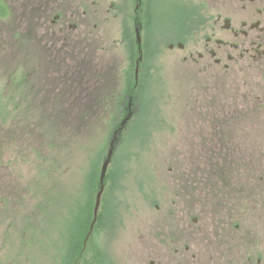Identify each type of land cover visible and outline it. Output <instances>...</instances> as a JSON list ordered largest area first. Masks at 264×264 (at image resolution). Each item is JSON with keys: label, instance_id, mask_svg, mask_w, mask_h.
I'll use <instances>...</instances> for the list:
<instances>
[{"label": "flooded vegetation", "instance_id": "obj_1", "mask_svg": "<svg viewBox=\"0 0 264 264\" xmlns=\"http://www.w3.org/2000/svg\"><path fill=\"white\" fill-rule=\"evenodd\" d=\"M1 1L8 4L7 0ZM15 1L14 5H6V15L10 18L14 13L13 21L19 29L9 28L12 24L6 26L1 19L0 25L7 28L8 34L19 37V45L23 44L22 38H29V43L47 51L51 60L43 65H54L60 60L62 66L68 67L74 61L69 60L67 65L60 58L61 52L88 53L89 48L94 49L89 44L99 43L104 61L95 59L92 63L93 57L85 55L74 67L75 72L81 69L89 74L84 77L87 88L81 89L80 96L74 90L77 94L72 96L84 101L80 115L95 112L93 115L133 118L137 111L135 101L147 96L148 87L143 83L151 75L145 54L161 47L179 52L180 63L194 74L196 84L217 88L216 92L210 89L195 100L197 116L205 111L208 117L206 135L198 144L211 149L209 165L213 172L201 176L179 173L173 179L175 189L168 204L159 200L149 226L145 222L134 223L129 243L118 248L123 257L126 252V263L264 264V0H132V12H128L126 0L93 1L91 10L85 0ZM159 1L166 5L161 16L171 17L168 24L154 13ZM17 21L21 23L17 25ZM162 21L176 26L172 30L174 36L168 35L163 42L158 37L166 36L168 30L160 25ZM109 24L116 27L114 34L108 31ZM118 51L127 52L122 59L129 64L115 62ZM232 80L241 86L230 93ZM120 85L124 87L120 89ZM113 87L116 89H110ZM57 88L60 90L55 93ZM48 90L62 95V101L70 97V89L62 94L60 85ZM108 102L113 107L108 108ZM217 113L229 121L234 117L239 131H234L235 123L215 124ZM118 124L113 127L120 128ZM246 124L253 127L248 135ZM237 146L255 148L257 174L249 176L229 169L230 164H240L230 156V148ZM217 165L225 172H214ZM246 180H254L255 186L231 189L228 183ZM101 208L95 227L106 219ZM110 208L111 205L105 210ZM200 213L207 215L204 224L200 223ZM107 216L108 220L114 217ZM101 247L96 246V254ZM98 256V263L105 264L103 250ZM116 263L120 264L118 260Z\"/></svg>", "mask_w": 264, "mask_h": 264}, {"label": "rangeland", "instance_id": "obj_2", "mask_svg": "<svg viewBox=\"0 0 264 264\" xmlns=\"http://www.w3.org/2000/svg\"><path fill=\"white\" fill-rule=\"evenodd\" d=\"M85 1L91 10L92 2L97 0ZM126 1L129 7L128 12H132L134 6L131 5L132 0ZM7 3L14 5V0H7ZM165 6V3L159 1L155 5L154 13H156L157 19L163 18L167 23L171 17L161 16ZM190 7L194 8V6ZM164 21L160 25H165L164 28L168 31L166 32V36L162 33L163 36L158 37V40L162 42L165 41V37L167 39L168 35L174 34L172 30L176 27L174 23L170 27ZM20 23L21 21H17V25ZM160 25L157 24L158 28ZM169 27L171 29H168ZM3 28V25H0V95H5L6 93L10 74L17 75L19 79L22 78L19 87L23 83H27L24 86L25 88L31 89L33 86L37 87L34 91L35 94H30L31 96H35L32 97L34 98L32 104L35 98H39L42 90L52 87L49 85V82L57 86L64 81L65 85L70 89V97L67 100V103L70 105V107H67L70 110L69 117L71 120L75 119L76 121L78 117L82 119L87 116L80 115L83 114L81 109L84 101L80 97L79 99L71 97L77 94L74 90L80 96L81 89L87 88L85 80L79 79L80 82L76 81L74 67L85 55H89V59L93 57L91 59L92 63H95V59L99 62L102 59L104 61L105 57L100 50L99 43L97 42L98 46L88 43L91 47H94V49L89 48L90 52L88 53L82 51L73 53L61 52L60 58L64 59L67 65H69V60L74 62L61 70L60 76L54 74L45 83L41 82V77L45 74L46 78V72H43L39 68L47 69V67H50L51 69H56L58 63L43 65L42 61L47 59L44 62H49L51 57H49L47 51L35 47V44L29 43L28 48L22 47L19 43L13 46L15 39L11 34H8V30H5L7 28ZM10 28L19 29V27L15 26L14 21ZM22 28L25 27L22 26ZM108 31L114 34L116 27L109 24ZM14 50L16 53H14ZM12 51L13 55L11 54ZM126 54L127 52L118 51L115 62L118 63L119 60L121 64L122 58H125ZM179 59V52L177 50L169 51L167 47H163V49L161 47L159 51L153 49L148 55L145 54L146 66L149 63L151 74L150 80L148 82L145 80L143 83L148 87L146 91L147 96L143 100L145 103L142 100L135 101L137 111L133 115V118L130 119L129 125L124 128L125 131L117 147L116 158L110 167L113 175L106 182V189L102 198L103 209H101L102 215L105 214L103 217L104 219L106 218L105 222L101 225L98 223L87 240L85 238L88 232L86 233L82 242L83 250L79 255L80 260L78 264H99L98 255L102 250L105 264H117V260L120 264H127L126 252L124 251L123 257L119 254L118 248L122 244H125L126 247L127 243H129L132 236V230L130 229L134 223L142 224L145 222V226H149V221L152 220L158 210L156 205H158L159 200L162 203L168 204L175 189L173 179L179 173L194 172L198 176H201L202 174L213 172L212 167L209 165L212 157L211 149L207 147L203 148L198 144V140L206 135L204 132L208 129V117H206L205 111L202 112L201 116H197V109L195 108V100L201 98L199 95L209 92L212 88L207 89L205 86L196 84L194 74L190 73L180 63ZM123 63L127 62L123 61ZM21 67L22 70H20ZM36 69L39 70L38 73L35 72L30 75L31 71ZM82 82L83 84L81 85ZM107 86H111V81ZM230 86L231 89L229 91L233 93L241 85L237 81L234 82L232 80ZM121 87L123 88L124 85L119 86L120 89ZM110 89L114 90L116 87ZM59 90L60 88H57L55 93L59 92ZM14 91L6 93V96L10 97L16 92L19 96H16L15 102L21 103V97L27 96L26 94L23 96V93L20 91ZM216 91L217 88L210 90V92ZM218 92L224 91L218 90ZM46 96L50 98L51 95L48 94ZM4 101L7 103L8 110L18 107L15 105V102L8 104L6 99ZM21 107L25 111L28 104L26 102L22 103ZM91 107L95 108L94 106ZM94 113H91L89 116L92 117L85 122H83V119L77 121L79 136L68 140L70 143V154L68 153L67 156H64L63 151L61 153L59 149L53 148L52 144L54 145L56 138H51L49 124L48 131H44L47 122L42 121L41 116L24 119L23 123L18 125L17 129L20 132L19 134L16 132L17 138L16 136L13 138V134L10 131L14 129L15 120L7 116H0L1 133L4 131L0 139L1 146L3 147L0 154V182L1 184H6L5 189L8 186H13L10 189V196L14 200L13 208H11V205L9 206L11 211L6 208L5 210L7 211H0V264L62 263V258L66 251L65 246L68 243L71 232L76 231V219L74 222L73 219L75 216L84 215L86 212L87 206L85 202L87 196L95 204L97 189L94 192L92 189L84 191L81 187L85 183L83 182L86 177L85 171L90 168L91 162L94 161L93 157L96 158L94 148H98V138L99 141L102 139L107 140L108 133L113 132V126L110 124L104 125L103 118H101L109 116H106V114L93 115ZM234 119L233 117L232 121H229L228 117H224L222 113H217L214 116L215 124L225 123L231 126L230 123H235L233 129L234 131H239L240 126L237 120ZM60 128L66 129L67 126L63 125ZM250 128L253 127H249V124H246L247 135ZM50 129L55 132L57 127L51 125ZM66 132H68V129H66ZM59 136L61 137V134ZM57 141L60 145L65 143V139ZM193 141H195L194 145L192 144ZM212 150L216 149L212 148ZM218 151L216 150V152ZM230 151L231 158L237 160L236 162H240L237 166L235 165L236 163H226L231 165L229 169H236L232 172H242V174L246 173L249 176L257 174L259 161H257L258 155L255 148H241L237 146L231 147ZM67 158L69 159L67 160ZM56 162L68 163L70 167V171H68L69 176H62L61 169L58 171L52 169V163ZM42 170L53 171L51 172V178L48 175V180L41 181ZM220 171L225 172V169L217 165L214 172ZM53 177H58L59 180L54 179L51 182ZM73 180H77L81 184L79 189L76 185L73 188L70 186V190L68 189L69 181L71 183L74 182ZM228 183L231 189H238L242 185L248 189L255 186L254 180L239 181L238 183L231 181ZM215 184L218 183L216 182ZM38 185L41 187V190L38 189ZM49 189L52 190L51 198L54 201L52 207L47 202V193H44V191H48ZM67 196L68 198H66ZM74 200L76 201L75 205ZM109 205H111V208L109 211H106L105 208ZM46 211L53 222L51 231L55 230L56 233L53 236L54 240L51 236L50 243L47 242L48 225L41 227L42 229H47L46 232L38 229L41 224L37 220V217H39L40 213H47ZM107 214L109 216L113 214L114 217H110V220H108ZM92 216L93 208L91 211ZM183 216L186 217V213H183ZM199 218L201 219V224L207 221L206 214L202 215L200 213ZM98 244L99 247H102L101 249L98 248V253L96 254V246ZM109 254H111L112 259ZM27 255L29 262L25 258Z\"/></svg>", "mask_w": 264, "mask_h": 264}, {"label": "trees", "instance_id": "obj_3", "mask_svg": "<svg viewBox=\"0 0 264 264\" xmlns=\"http://www.w3.org/2000/svg\"><path fill=\"white\" fill-rule=\"evenodd\" d=\"M3 3H4L3 1L0 2V17H1L0 19L4 18V20H5V19H7L9 12L7 13V11H8L7 6L5 3L4 4ZM6 13L8 15H6ZM10 18H12V15L10 16ZM12 22H13V18L11 21L9 20V21L5 22L4 24L6 26H10L12 24ZM14 53H16V52H14ZM11 54L13 55V51L11 52ZM42 62H44V61H42ZM54 63H58L56 69H54V68L51 69L50 67H47V69L39 68L43 72H46V78H45V74L42 75L41 82H45L46 80L49 81L53 77L54 74L60 76L61 70H63L65 67L61 65L60 60L55 61ZM20 70H22V67L20 68ZM38 71H39L38 69L31 71L30 75L34 74L35 72L38 73ZM88 76H89V74L86 71L79 69L76 72V81L80 82L79 79L84 81L85 80L84 77H88ZM9 80H10L9 83H7L6 93H10L12 90H15L17 92L20 91L21 93H23L22 94L23 96L25 94L27 95L24 98L21 97V99H22L21 103L15 102V100L17 99L16 96H19L15 91H14L15 93H13L10 97L6 96V93H5V95H0V116H4V117L7 116V117L13 118L15 120V122H14L15 126L13 127L14 129L10 130L11 133L13 134V138H15V136L17 138V136H18L17 133L19 134V132H20L17 129L18 125L22 124L24 119L36 118V116H38V117L41 116L42 121L47 122V126L45 127L44 131H46V130L48 131V124H49V132L51 134V138H53V137L56 138V140L54 141V145L52 144L53 148L59 149V152H61V153L63 151L64 156H67L68 153L70 154V143L68 142V140L70 138L73 139L76 136H79L78 135L79 132L77 129L78 128L77 121H79V120L81 121L83 119V122H85L86 120H89L92 116H89L90 115L89 114V115L83 117L82 119L78 117V119L76 121H75V119L71 120V118L69 117L70 110L67 109V107H70V105L67 103L66 100L62 101L61 98H59L62 95H56L53 91L48 90V89H45L46 91L42 90L39 98H35V101L32 104V101L34 99L32 97H35V96H31L30 94H35L34 91L36 90L37 87L33 86V87H31V89H29L28 87L25 88L24 86L27 83H23V85H20V87H19V84L21 83L22 78L19 79L17 77V75L10 74ZM16 80H20V81L16 82ZM59 84L61 86V92H62V94H64V91L67 90L68 87L65 85L64 81L62 83H59ZM82 84H83V82L81 83V85ZM49 85H51L52 87H56L51 82H49ZM24 91H26V92H24ZM48 94L51 95L50 98H48L46 96ZM3 98L6 99L8 104H12L15 102L16 103L15 105H17L18 107H15L13 110H8L7 109V103L4 101ZM25 102L28 104V107L25 108L26 110L24 111L22 109L21 105H22V103H25ZM19 104H20V106H19ZM107 105H108V108L111 106V104H109V102L107 103ZM91 106H93V105H91ZM44 115H46V116H44ZM101 118H103L102 120H103L104 125L110 124L111 126L112 125L114 126L118 122L120 123V120L123 119L122 117L116 116V115H112V116L106 117V118H104V117H101ZM51 125H55L57 127V130H55V132L50 129ZM63 125L67 126L66 129H68V132H66V129L60 128V126L63 127ZM1 126L2 125L0 124V139L2 138V133L4 132L3 131L1 133V131H2ZM60 134H61V137L59 136ZM111 135H112V133H108L107 140L105 139L106 141L104 139L99 141V138H98V142H99L98 148H94V151H96V159L93 162H91L90 168H88V170L85 171L86 172L85 173V175H86L85 179L86 180L85 179L83 180V182H85V183L83 185H81L79 182H77V180H73L74 182L70 183V181H71V179H70L69 184H68L69 190H70V186H71V188H73L74 185H76L78 189H79V186L81 185V187L84 189V191H86L87 189H92L94 192L95 189L98 188V186H99V181H98V179H99V177H98L99 167H100L101 161L105 155L106 146H107L108 140L110 139ZM62 139H65V143H62L60 145L57 140H62ZM0 146H1V143H0ZM2 150H3V147L1 146L0 147V154H1ZM68 159L69 158H67V160ZM65 163H61V162L52 163V169H54L55 171H58L61 169L62 176H64V175L69 176L68 171H70V167L68 166V163H66V165H65ZM82 168H81V171H82ZM46 172H48V171L42 170V174L40 176L41 181L48 180L49 179L48 175H50V178H51V175H52L51 172H53V171L49 170L48 173H46ZM40 173H41V171H40ZM71 175H76V174H71ZM112 175H113L112 171L109 170L108 175H107V180L109 178H111ZM54 179L59 180L58 177H56V178L53 177V179H51V182L54 181ZM107 180H106V182H107ZM5 185L6 184H1V182H0V211L1 210L11 211L9 206L11 205V208H13L14 200L10 196V194H11L10 189H12L13 186L9 187L7 185L8 187H7V189H5ZM38 189L41 190V187H39V185H38ZM51 191L52 190L49 189L48 191H44V193H47L46 194L47 202L50 203L51 207H52V204L54 203V201L51 198L52 197ZM87 195H88V193H87ZM66 198H68V196ZM87 199H88V196H87L86 202H85L87 207H86V212L84 213V215H78L77 217L75 216V218L73 219V222L76 219V231L73 233L71 232V235L68 239V243L65 246L66 251H65L64 257L62 258L63 260H62L61 264H78L79 263V260H80L79 255L83 250V245H82L83 243L82 242L86 236V233L89 230V226H90V223L92 221L91 211L93 208V203H92L91 199L90 200L89 199L87 200ZM75 202L76 201L74 200V205H75ZM5 208L7 210H5ZM48 215H49L48 212L47 213H40L39 217H37L38 218L37 220L40 221V224H41L38 229H42L41 228L42 226L48 225L47 242L50 243L51 242V236L54 240L53 236H55L56 233H55V230L51 231V228L53 227V222L50 220ZM43 223H46V224H43ZM42 230H44L45 232L47 231V229H42ZM69 234H70V232H69ZM25 258L27 259L28 255L25 256ZM27 261H28V259H27Z\"/></svg>", "mask_w": 264, "mask_h": 264}, {"label": "water", "instance_id": "obj_4", "mask_svg": "<svg viewBox=\"0 0 264 264\" xmlns=\"http://www.w3.org/2000/svg\"><path fill=\"white\" fill-rule=\"evenodd\" d=\"M130 117H126L124 119V121L122 122V127H124V125L127 123V121L129 120ZM122 132V128H120V130H118L115 134H114V137L109 145V150H108V153H107V157L104 159L103 161V165L101 167V171H100V189L96 195V201H95V207H94V221L92 223V226H91V231L97 221V217H98V212H99V209H100V205H101V199H102V195L104 193V188H105V185H104V181H105V178L107 176V172H108V168H109V165L111 164L112 162V158H113V155H114V151H115V145H116V141L118 140V135ZM91 233V232H90Z\"/></svg>", "mask_w": 264, "mask_h": 264}, {"label": "bare ground", "instance_id": "obj_5", "mask_svg": "<svg viewBox=\"0 0 264 264\" xmlns=\"http://www.w3.org/2000/svg\"><path fill=\"white\" fill-rule=\"evenodd\" d=\"M142 101L144 100V99H141ZM144 102V101H143Z\"/></svg>", "mask_w": 264, "mask_h": 264}]
</instances>
